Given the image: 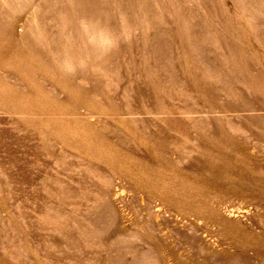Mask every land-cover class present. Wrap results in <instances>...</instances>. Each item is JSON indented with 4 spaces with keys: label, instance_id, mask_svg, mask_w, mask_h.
<instances>
[{
    "label": "rangeland",
    "instance_id": "rangeland-1",
    "mask_svg": "<svg viewBox=\"0 0 264 264\" xmlns=\"http://www.w3.org/2000/svg\"><path fill=\"white\" fill-rule=\"evenodd\" d=\"M0 264H264V0H0Z\"/></svg>",
    "mask_w": 264,
    "mask_h": 264
},
{
    "label": "bare ground",
    "instance_id": "bare-ground-1",
    "mask_svg": "<svg viewBox=\"0 0 264 264\" xmlns=\"http://www.w3.org/2000/svg\"><path fill=\"white\" fill-rule=\"evenodd\" d=\"M23 23V22H22ZM20 24V23H19ZM25 68V67H24ZM34 74V73H33ZM222 160V159H221ZM137 247V246H136ZM142 250V249H141ZM139 257V256H138Z\"/></svg>",
    "mask_w": 264,
    "mask_h": 264
}]
</instances>
